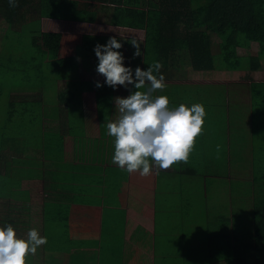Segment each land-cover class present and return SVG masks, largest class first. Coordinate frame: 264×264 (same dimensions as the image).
<instances>
[{"label":"crops","instance_id":"1","mask_svg":"<svg viewBox=\"0 0 264 264\" xmlns=\"http://www.w3.org/2000/svg\"><path fill=\"white\" fill-rule=\"evenodd\" d=\"M45 3L46 0H18L16 8L24 16L19 26L24 28L31 19L38 23L40 28L44 24L57 27L45 31L41 28L42 32L89 35L98 37V40L103 39L105 42L101 45L106 44L111 36H125V33L116 31L119 28L123 29L121 25L81 22L63 18V15L53 17L42 14ZM64 14L71 15L68 12ZM73 23L83 24L84 29L71 32L58 29V26L62 29L65 26H73ZM8 27L0 13V39L6 37ZM126 48L128 47L122 48L120 52ZM4 54H14L18 57L17 51L2 53L0 47V63L1 55ZM41 55L40 52H36L34 58ZM34 58L28 57L26 62L29 68L36 62ZM129 58L128 67L131 66V55ZM87 61L92 62L94 76L93 79L87 80H95L94 61L92 58ZM88 64L83 61L79 70ZM24 68H19V71L23 72ZM132 70L134 78L135 70L133 68ZM253 79L255 80V76ZM234 80L235 83L226 84L229 91L234 86L244 89L243 83H248L239 78ZM40 81L41 79L37 82L41 88L43 85ZM60 81L64 80H57L55 87L57 91L64 89L58 88ZM42 90L39 91L38 98L36 96L28 98L26 92L25 99H16L15 102H24V106L17 111L12 112L8 106L6 110L0 109V122L6 123V127L3 128L0 155L5 156L7 161L5 165L0 166V177L22 196L20 198L11 193L0 194V220L7 218L8 213L13 218L17 217L18 213L24 211L23 207L30 206L31 202L36 208V222L40 220L42 226V214L47 210L45 203L56 202V205L48 210L47 228L50 237L57 240L61 238L51 248L55 253L44 246L39 247L36 254L28 259L27 264H157L161 260L176 256V253L169 255L163 253L166 250L176 251L178 239L181 240L178 247L182 251L180 259H186L185 264L196 261L190 259L187 253L208 251L206 247H202L203 240L198 248L194 249L197 238L192 237L200 236L207 239L204 232L207 223L197 220H204L209 214H213V218L217 217L218 204L221 203L222 208V203L228 205L234 199H239L242 182L252 179V174L249 178H242L239 174L241 171L244 173L252 170L247 159L252 148L255 128L254 124L252 126L249 100L247 106L240 108L244 103L235 101L242 98L230 97L229 114L226 115L224 113L219 115L216 112V105L210 106L209 102L203 101V97L184 100L186 106L202 103L206 112L212 109V113L205 117L203 132L196 138L188 162L174 164L167 170H157L153 167L149 176H141L137 172L128 177L126 171L112 167L116 165L108 164L107 161L99 172L88 171L89 167L93 169V165L97 163L95 159L100 158L95 155L96 149L98 151L104 149L107 152L114 150L112 147L114 138L106 134L107 128L101 132L99 126L100 122L108 123L117 118L115 100L106 104L103 118L100 116L99 119H93V114L88 116L89 124L85 134L89 138L87 152L77 155L69 143L64 142L63 147L62 140V143H57L53 147L41 145L36 151L32 148L24 149V140L31 138L35 132H39L40 140L69 137L68 102L72 111L74 101H68L63 97H53L47 101ZM244 94L249 96L246 92ZM154 95L163 94L156 92ZM12 100L13 98L9 97L8 102ZM55 106L60 109L64 107L66 115L64 131L45 129L47 117L45 107ZM170 106L179 105L170 101ZM80 108L83 111V108ZM28 115L31 120H24L23 117ZM217 151L220 152L217 154ZM242 153L245 161L240 158ZM86 159L87 169L81 170L80 164ZM89 176L93 179H89ZM68 180L70 183H66ZM64 185L67 186L63 187ZM127 185L137 192L130 195ZM108 191L114 198L109 200ZM41 230L43 232V229ZM172 244L175 246L170 248ZM143 251H147L148 254L139 253ZM206 264L225 262L221 260L209 262L206 259Z\"/></svg>","mask_w":264,"mask_h":264},{"label":"trees","instance_id":"2","mask_svg":"<svg viewBox=\"0 0 264 264\" xmlns=\"http://www.w3.org/2000/svg\"><path fill=\"white\" fill-rule=\"evenodd\" d=\"M50 1L52 0H46L42 14L53 17L63 15V18L81 22H103L142 30L144 33L142 38L111 36L122 44L119 51L124 47L131 49L130 67L134 70L136 67L146 70L149 65L158 61L163 65L161 73L165 80H175L173 79L175 74L182 78L189 76V72L200 75V78L192 84L182 81L165 82L167 87L162 94L166 95L171 102L186 101L184 89L189 88L188 91H190L191 88L197 95H202L204 102H209L210 106L215 104L219 115L221 113L226 115L229 114L228 99L230 98L227 85L225 82L222 84L216 81L214 83L205 81L202 74L226 72L234 76L241 75L239 80L248 81V84L243 83V87L249 94L251 121L255 128V134L252 133L254 135L252 148L247 159V163L249 161L252 167V179L242 182L243 193L241 190L242 195L239 199H234L228 205L222 203V214L206 222L207 227L204 232L207 239L200 236L199 239L203 240L202 247H206L208 251H200L197 254L191 252L187 255L190 259L202 260L199 263H193V261L190 264H206V259L209 262L221 260L225 264H264V81L248 79L264 68V0H158L157 3L146 7L142 6L141 0ZM17 8L9 7L8 0H0V13L9 25L6 36L21 28L19 25L24 20V16ZM67 12L71 15L64 14ZM202 28L218 37V52L211 49L210 36L202 31ZM24 29L26 37L19 39H25L26 43L32 46L33 50L28 51L31 53L30 56L34 58L36 52L42 55L34 58L36 62L31 68L27 62L25 66L21 64L14 68L19 70L25 67L22 72L25 76L29 74L36 81L41 79L45 100L63 97L68 101H74L75 104L71 111V105L68 102L69 137L61 138L60 136L40 140L39 132H35L31 138L24 140V149L32 148L36 151L41 145L53 147L63 141L62 146H65L64 142L69 143L77 155L87 152L89 138L85 134L89 124L88 116L93 114V119H99L100 116L103 118L108 102L115 100L116 97H127L130 90L136 89L133 85H128V88L118 86L113 89L104 84V77L96 72L98 59L93 49L97 43H104L103 39L98 40V37L78 33L42 32L38 30V23L28 24ZM133 39L139 43L141 53L139 56H134L136 48L131 43ZM254 42L257 48L256 45L252 46ZM250 48L257 50V53L247 57L236 55L237 49L249 50ZM17 52L19 57L20 51ZM89 58L94 61L95 80L76 76L81 63ZM26 60L28 61V58ZM171 71L172 74H168ZM58 79L65 81L63 91L55 89ZM97 81L102 85L99 88L95 86ZM169 88L175 92H169L167 90ZM15 89L21 90L23 87L15 85ZM25 93L23 89L19 95H26ZM7 95L0 86L1 110H6L8 106L14 112L24 106V102H8ZM206 113V115L212 113V109ZM23 118L31 120L29 115ZM106 124L100 122L101 132L105 131ZM5 127V121L2 124L0 122V147ZM258 135L262 137L263 142H257ZM27 153L30 154L29 151ZM113 154L114 150L107 152L104 149L100 151L96 149L95 155L100 158L95 159L97 163L93 165L94 170L89 167L88 171L99 172L106 161L111 164ZM240 158L242 161L246 160L243 158V153ZM80 168L87 169V159L80 164ZM125 174L128 177L131 176L127 172ZM22 176H24L23 173ZM89 177L93 179L92 176ZM66 183H70L69 180ZM65 186L67 185L63 187ZM127 188L130 195L137 192L130 185H127ZM108 196L109 200L114 198L109 191ZM45 205L47 210L44 211L45 214H42V226L38 223L40 220L36 222V208L31 202L30 206H24V211L18 213L15 218L8 213L7 218L0 220V226L12 225L18 237L24 239L27 238L29 229L36 228L41 236L47 237V243L42 246L55 253V250L51 248L61 238L57 240L50 237L47 228H49L48 210H51L56 202H46ZM210 215L214 216L209 214L204 220H207ZM36 224H39V227ZM179 240L176 251L166 250L163 254L176 253V256L181 257L182 251L178 248L181 240ZM30 258L31 256L27 258V261Z\"/></svg>","mask_w":264,"mask_h":264},{"label":"clouds","instance_id":"3","mask_svg":"<svg viewBox=\"0 0 264 264\" xmlns=\"http://www.w3.org/2000/svg\"><path fill=\"white\" fill-rule=\"evenodd\" d=\"M9 7H18V0H8ZM139 56L140 46L132 40ZM122 44L109 37L106 44L97 43L94 53L98 59L96 72L104 77V84L113 89L133 85L127 97H116L118 116L106 124L107 135L114 138L112 163L129 174L149 176L152 169L167 170L174 164L187 163L196 138L203 132L206 110L202 103L178 107L170 106L166 95H154L167 87L161 73L163 65L156 61L146 70L124 66L119 51ZM97 88L101 87L99 81ZM143 89V90H141ZM47 243L36 228L27 232V238L18 237L13 226H0V264H27V258Z\"/></svg>","mask_w":264,"mask_h":264},{"label":"rangeland","instance_id":"4","mask_svg":"<svg viewBox=\"0 0 264 264\" xmlns=\"http://www.w3.org/2000/svg\"><path fill=\"white\" fill-rule=\"evenodd\" d=\"M158 0H141V4L143 7H146L148 6L149 4H152V3H157ZM36 22L31 20L28 21L26 23V26L28 24H35ZM80 23H73V26H65L63 29L61 28V26H58V29H61L60 31H80V30H83L84 29V25H78ZM66 25H71V24H66ZM38 30L41 31V28L42 30H50V29H56L57 27L54 26V25H50V24H44L43 27L41 25V28L38 24ZM202 31H204V29L202 28L201 29ZM116 31L118 32H122V33H125V37L127 36H132V37H137V38H142L144 33L142 30H138V28H131V27H126V26H123V29L122 28H119V29H116ZM208 36H210V40H211V49L214 51V52H218V48H217V45L219 43V39L218 37L214 34V33H211L209 34V32L207 31H204ZM26 32H25V29L24 28H20L19 31L16 30V31H13L12 33H10L8 36H6L5 38H2L0 39V47L2 49V53H5V52H9V51H20L19 53V57H15L14 54L12 55H9V54H4V55H1V58H2V62L0 63V86H1V90L6 93L7 92V96L8 97H11L13 98L12 102H15L16 99H25V96L26 95H19L20 91L21 90H25L28 94V98H31V97H34L36 96V98H38L40 95L38 94L39 91H41L42 89L40 88L38 82L36 80H34V78L32 76H30L28 74V76H25V74H23L22 72H20L19 70L13 68V67H16V66H19L21 64H24L26 65V59L28 57H30L31 53L28 52V51H32L33 48L32 46L30 45V43H26V40L25 39H19L21 37H26ZM256 43L254 42V44H252V46L255 47ZM256 48H257V45H256ZM24 51H27V52H24ZM121 53L123 54L124 56V66L125 67H128L129 64H130V58H129V55L131 53V49L128 47L126 49H123L121 51ZM257 53V50H254L253 48H250L249 50H243V49H237L236 50V55H241V56H244V57H247V56H253ZM184 59V58H183ZM84 63H89L88 65H86L82 70H79L77 72V77H81L83 79H93L94 76L92 74V71H93V66L91 65L92 62L91 61H87L85 60ZM84 65V64H82ZM186 71V69H185ZM20 73V74H19ZM30 73V71H29ZM184 73V72H183ZM189 76H187L186 78H182V76H176L175 74V77L173 79L175 80H171V79H168L167 81H182V82H186V83H194V81L198 80V78H200L196 72H189ZM215 73V74H213ZM23 76H22V75ZM168 74H172V71L169 72ZM183 75V74H182ZM24 76L26 78H24ZM203 76V80L205 81H211V82H215V80H217L216 82H225V84H232V83H235L231 80H234L236 78H240L241 75H237V76H234L233 74L231 73H226V72H223V73H219V72H207V73H204L202 74ZM255 76V80L256 81H264V68H261L260 71L258 72H255L254 75ZM253 79V77H248V79ZM248 84V83H247ZM15 85L18 86V85H22L23 89H15ZM236 86H234L230 91V97L232 99H235V98H242L241 100L239 101H235L237 103H244L242 105H240V108H244L245 106L248 105V100H249V96H245L244 92H246L244 89H241V88H235ZM59 89H63L65 88V81H60L59 82ZM189 88L187 89H184L186 91V100L190 99H196V98H199V97H202V95H197L195 93V90L194 89H191L190 88V91H188ZM169 92H175V90H173L172 88H169L167 89ZM188 91V92H187ZM235 91H237V95H235ZM157 93H160L162 94V92H157ZM223 93V91H222ZM247 93V92H246ZM181 96V94H179ZM22 96V97H21ZM181 103L185 104V101L182 100V101H179V103L176 102L177 105H180ZM45 115L47 116L46 117V130L49 129V130H52V131H55V130H58V129H61L62 131L65 130V127H66V115H65V111H64V107L63 109H60L58 108V106H55V107H45ZM204 127V126H203ZM256 140H258L257 142H263L262 140V137L261 136H256ZM256 145V144H255ZM220 151H217V154L219 153ZM7 163L6 161V158L5 156L3 155H0V166H3ZM240 176L242 178H249V176H251V171H246V172H240L239 173ZM242 190V193H243V187L241 188ZM0 192L1 193H11L13 195H16L20 198H22L21 194L18 193L15 189H12L8 186V183L3 181L0 177ZM242 195V194H241ZM215 203V202H214ZM213 203V204H214ZM212 204V205H213ZM239 209V208H238ZM222 214V208H221V203L218 204V209H217V216L221 215ZM26 218L28 219V216H26ZM213 218L212 215H210V217L207 219V220H197V221H201L203 223H206L209 219ZM40 223V222H38ZM157 229L159 230L160 228V225H159V221L157 223ZM38 227H39V224H36ZM151 233V232H150ZM192 238H197L196 241L194 242V249L198 248L201 240L199 239V236H194ZM175 243V242H174ZM175 245H170V248H173ZM139 253H142V255H146L148 254L147 251H143V252H139ZM191 253V252H189ZM202 260L200 258H198L196 261H194L193 263H199L201 262ZM186 262L184 261V259H180V257L178 256H175L173 258H166L164 259L163 261H159L157 264H185ZM189 264L191 262H188Z\"/></svg>","mask_w":264,"mask_h":264}]
</instances>
